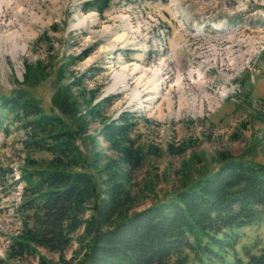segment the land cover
Segmentation results:
<instances>
[{
  "label": "rangeland",
  "instance_id": "1",
  "mask_svg": "<svg viewBox=\"0 0 264 264\" xmlns=\"http://www.w3.org/2000/svg\"><path fill=\"white\" fill-rule=\"evenodd\" d=\"M90 1L0 0V95L27 89L47 113L60 114L54 98L78 79L73 94L103 102L105 118L134 114L136 146L160 151L136 174L137 183L153 186L140 210L165 201L184 175L193 181L217 169L220 153L264 165V0H111L103 15L84 11ZM127 68L152 92L135 98L124 81ZM149 97L151 104L143 102ZM79 110L84 114L85 104ZM64 118L77 128L75 118ZM4 120L0 264H39V256L63 264L43 248L36 257L9 258L13 238L26 221L33 225L32 212L21 209L22 171L51 156L27 151L20 123ZM100 127L91 121L78 140L85 157L94 144L105 149L101 137L89 139ZM76 249L74 242L66 260Z\"/></svg>",
  "mask_w": 264,
  "mask_h": 264
},
{
  "label": "trees",
  "instance_id": "2",
  "mask_svg": "<svg viewBox=\"0 0 264 264\" xmlns=\"http://www.w3.org/2000/svg\"><path fill=\"white\" fill-rule=\"evenodd\" d=\"M110 3L93 0L84 11L103 15ZM31 74L24 81L29 83ZM80 86L76 79L56 95L60 114L47 113L27 89L0 95V122H19L27 137L24 148L51 156L29 161L22 171L21 209L32 212L33 225L26 221L13 238L10 259L36 257L43 248L63 264H264V165L220 153L217 169L193 181L184 175L165 201L140 210L153 186L137 183L136 174L146 156L160 151L136 146L134 114L105 118L103 102L73 94ZM66 116L75 118L76 129ZM91 121L101 125L89 137L91 144L101 137L106 146L99 150L94 144L85 157L77 142ZM168 151L177 153L172 146ZM6 175L0 168V179ZM74 242L77 249L68 261L65 254Z\"/></svg>",
  "mask_w": 264,
  "mask_h": 264
},
{
  "label": "bare ground",
  "instance_id": "3",
  "mask_svg": "<svg viewBox=\"0 0 264 264\" xmlns=\"http://www.w3.org/2000/svg\"><path fill=\"white\" fill-rule=\"evenodd\" d=\"M138 75V71L135 68H127L124 76V81L127 86H131L134 88L135 98H140V95H148V93L152 92L150 90V85L148 82L144 81ZM151 100L153 97L145 98L143 102H149L151 104Z\"/></svg>",
  "mask_w": 264,
  "mask_h": 264
}]
</instances>
